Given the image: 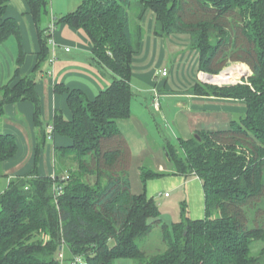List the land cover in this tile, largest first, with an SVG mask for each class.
I'll return each mask as SVG.
<instances>
[{
  "label": "trees",
  "instance_id": "1",
  "mask_svg": "<svg viewBox=\"0 0 264 264\" xmlns=\"http://www.w3.org/2000/svg\"><path fill=\"white\" fill-rule=\"evenodd\" d=\"M10 1L0 0V43L19 40L21 66L26 53L18 23L6 17ZM27 2L42 52L33 75L15 84L16 71L0 88V123L7 105L30 101L40 127L36 73L50 54L46 19L51 7L49 0ZM148 11L155 14V35L189 40L199 71L217 75L230 62L250 67L246 84L218 88L198 80L192 86L200 97L242 100L247 111L227 129L198 132L179 146L165 144L173 174L200 178L206 199L205 219L192 220L184 209L173 228L163 224L153 200L132 192V152L119 125L132 116L133 61ZM54 21L86 33L93 45L90 65L112 83L94 101L82 91L57 86V93L69 95L73 119L58 111L53 128L73 145L56 149L55 178L40 176L36 168L13 179L0 195V264H60L62 251L70 254L65 259L70 264L77 257L88 264H264V0H83L76 11ZM17 152L16 137L0 132V175ZM67 158L78 170L66 172L64 180L59 161ZM90 176H95L93 185L86 179ZM160 176L142 173L144 183ZM155 226L162 227L167 249L148 256L140 243ZM258 244L262 247L255 252Z\"/></svg>",
  "mask_w": 264,
  "mask_h": 264
},
{
  "label": "crops",
  "instance_id": "2",
  "mask_svg": "<svg viewBox=\"0 0 264 264\" xmlns=\"http://www.w3.org/2000/svg\"><path fill=\"white\" fill-rule=\"evenodd\" d=\"M66 12L63 11L62 15L55 17L51 13L50 17L46 19V27H50L55 22L54 20L68 14ZM6 17L14 18L18 23L26 59L23 65L18 66L20 42L16 37H10L0 43V88L12 81L16 71H18V77L15 84L21 78L33 75L38 65L39 54L42 52L40 34L27 0H11L8 4ZM141 25L145 36L140 52L134 57L132 86L135 91L145 90L149 93L151 102V91L156 86L158 90H161L162 98L183 99L178 101L177 105L178 107L189 106L190 112L187 115L191 117L189 118L190 127H186L189 133L187 136L190 137L183 140H189L201 131L227 129L233 121L244 117L247 107L242 100L200 97L194 93L192 86L201 80L204 74L199 71L197 53L190 50L187 39L178 36L162 38L155 35V14L151 11L145 14ZM48 45L49 57L36 73V91L41 100L43 125L36 126V108L30 101L9 104L5 108V118L0 130L4 134L16 137L18 152L1 168L0 181L5 179L6 183L0 182V195L4 193V189H8L13 179L23 178L36 168L42 177L55 178L57 176L56 149L68 148L73 145L70 138L58 134L53 128V120L58 111L62 112L66 119H73L68 101L69 95L57 93V86L63 85L71 91H82L90 100L94 101L99 93L112 83L110 77L103 76L90 65L93 45L83 30L75 29L67 24L56 25L55 30L50 33ZM182 47L189 49L188 55L185 52L180 56H175L179 53V48ZM67 48H70V52H66ZM191 52L193 53L191 54ZM192 55L194 59H192ZM166 64H172L171 69ZM181 68L183 70L186 68L192 74L190 79L186 78L189 83L186 91H176L174 86L177 85L172 80L174 70H181ZM165 69L169 70L172 78L162 77L161 73ZM222 76L220 82H233L236 78L235 74L225 73ZM206 78L213 80L208 76ZM134 80L143 85L137 87L134 85ZM42 143L38 153V146ZM65 175V173L62 174L63 177ZM177 176L181 179L180 186L184 185L191 196L190 219H205L206 199L202 180L196 176ZM166 195L165 197H170ZM119 264L124 263L119 262Z\"/></svg>",
  "mask_w": 264,
  "mask_h": 264
},
{
  "label": "rangeland",
  "instance_id": "3",
  "mask_svg": "<svg viewBox=\"0 0 264 264\" xmlns=\"http://www.w3.org/2000/svg\"><path fill=\"white\" fill-rule=\"evenodd\" d=\"M82 1L83 0H49L51 13L53 17H55L62 15L63 11H67L66 13L74 12L81 5ZM132 1L136 3L139 0ZM53 24L56 28L55 22H53L51 26ZM55 28L50 29V33H52ZM179 49L182 51L179 50V53L175 56H180L185 52L188 55L189 49L183 47ZM192 53L193 52H191V54ZM192 59H194L193 55ZM166 65H168V67L171 69L172 64ZM245 66L247 67V72L245 68L243 70L241 69V67ZM230 69L233 70L229 71ZM165 70L168 74L164 77L162 75L164 71L163 70L161 73L162 77H173L172 80L177 85L174 86V89L176 91H186V88L189 87V83L186 81V78L190 79V76L192 77L191 72L186 68L184 70L181 68V70H174L171 77L169 70ZM249 71L250 67L246 63L230 62L217 75L202 72L204 77H200V82L218 88H223V83H231L234 84V86L246 84ZM225 73L229 75L235 74L236 78L233 80V82H220V79L222 80L223 77L222 75ZM206 76H213L214 78L219 76L222 77L208 80ZM208 82H212V84ZM134 85L140 87L143 84L134 80ZM156 92L160 94V111L155 110L156 107L154 104V98ZM151 95L152 102L149 93H147L145 90H136V96L132 102V117L130 119L121 120L119 123L123 136L127 140L132 152V161L129 168L132 192L134 194L144 193L148 199L153 200L154 204L161 211V220L163 224L173 228L174 225L181 221L182 211L184 209L187 211V216L190 218L189 207L191 206V196L188 192V189L184 187V185L180 186L181 179L179 176L173 174V163L168 160L164 146L167 142H170L175 146H179L181 139L190 137L187 136L189 133L186 129V127H190L189 123H191L189 122V118L191 117L187 115V113L190 112V109L189 106L178 107L177 102L183 100L182 98H162L161 90H158L157 86L152 89ZM0 126H2V122L0 123ZM0 132L2 131L0 130ZM162 166L163 168L161 169ZM59 167L64 173L70 172L71 170H78L77 162L73 160V158H67V160L59 161ZM143 170L147 172L153 171L156 173H163L164 176L148 179L147 182L144 183L142 179ZM65 176H67V174ZM86 179L92 185L96 183L95 176H90ZM0 182H3V184L6 183L5 179ZM6 190L7 189H4L3 191L5 192ZM165 194H168L170 197H165ZM140 244L141 248L148 256H154L165 252L167 245L163 241L162 227L155 226L153 232ZM261 247H259V244L256 245L254 249L255 252L259 251ZM69 255V253H64V260L67 259ZM64 260H60V264H69L68 261ZM116 262V264H119V262L131 264L133 261L119 260Z\"/></svg>",
  "mask_w": 264,
  "mask_h": 264
},
{
  "label": "built area",
  "instance_id": "4",
  "mask_svg": "<svg viewBox=\"0 0 264 264\" xmlns=\"http://www.w3.org/2000/svg\"><path fill=\"white\" fill-rule=\"evenodd\" d=\"M50 27H51L50 29H54L55 28L54 24L52 26H50ZM66 52H70V48H67ZM167 74L168 73H167L166 70H164L163 73H162V75L164 77L167 76ZM154 104H155V107H156L155 110L156 111H160L161 110L160 94L157 93V92H156V95H155V98H154ZM67 179H68V177H64V180H67ZM58 191H60V193H61L62 192V188L58 187ZM166 196H168V194ZM59 259L62 260V261L64 260V252L63 251L60 252ZM71 264H88V263L85 260H83L81 257H77L71 262Z\"/></svg>",
  "mask_w": 264,
  "mask_h": 264
},
{
  "label": "water",
  "instance_id": "5",
  "mask_svg": "<svg viewBox=\"0 0 264 264\" xmlns=\"http://www.w3.org/2000/svg\"><path fill=\"white\" fill-rule=\"evenodd\" d=\"M208 77L209 78H213V76H208ZM208 83H211L212 84V82H208ZM232 86H234V84H231V83H223L222 84V87H232ZM166 155L168 156V153L167 152H166Z\"/></svg>",
  "mask_w": 264,
  "mask_h": 264
},
{
  "label": "bare ground",
  "instance_id": "6",
  "mask_svg": "<svg viewBox=\"0 0 264 264\" xmlns=\"http://www.w3.org/2000/svg\"><path fill=\"white\" fill-rule=\"evenodd\" d=\"M220 77H222V76H219V77H215V79H217V78H220ZM212 79V78H211Z\"/></svg>",
  "mask_w": 264,
  "mask_h": 264
}]
</instances>
